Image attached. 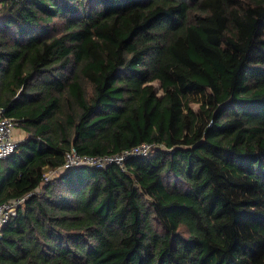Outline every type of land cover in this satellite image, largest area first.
I'll return each mask as SVG.
<instances>
[{
    "label": "trees",
    "instance_id": "16d2710c",
    "mask_svg": "<svg viewBox=\"0 0 264 264\" xmlns=\"http://www.w3.org/2000/svg\"><path fill=\"white\" fill-rule=\"evenodd\" d=\"M0 108V264H264V0H4Z\"/></svg>",
    "mask_w": 264,
    "mask_h": 264
},
{
    "label": "built area",
    "instance_id": "2783aa9c",
    "mask_svg": "<svg viewBox=\"0 0 264 264\" xmlns=\"http://www.w3.org/2000/svg\"><path fill=\"white\" fill-rule=\"evenodd\" d=\"M4 0H0V6ZM16 123L13 119L5 117L0 108V161L9 156L15 149L16 141L13 137V130ZM152 146L147 143L139 144L131 149L122 151L121 153L111 155H82L74 148L66 152L64 163L61 167L48 170L44 173L42 182L46 183L49 180L57 177L61 171L70 170L76 167H95L104 168L108 165L123 166L124 161L132 156H148ZM24 202V197L7 200L0 203V229L16 215L17 208Z\"/></svg>",
    "mask_w": 264,
    "mask_h": 264
},
{
    "label": "crops",
    "instance_id": "0c3cea01",
    "mask_svg": "<svg viewBox=\"0 0 264 264\" xmlns=\"http://www.w3.org/2000/svg\"><path fill=\"white\" fill-rule=\"evenodd\" d=\"M26 133L20 128L15 127L13 130V137L16 141L21 142L24 140Z\"/></svg>",
    "mask_w": 264,
    "mask_h": 264
},
{
    "label": "rangeland",
    "instance_id": "374dc122",
    "mask_svg": "<svg viewBox=\"0 0 264 264\" xmlns=\"http://www.w3.org/2000/svg\"><path fill=\"white\" fill-rule=\"evenodd\" d=\"M193 107L195 108V107H196V105H193Z\"/></svg>",
    "mask_w": 264,
    "mask_h": 264
}]
</instances>
